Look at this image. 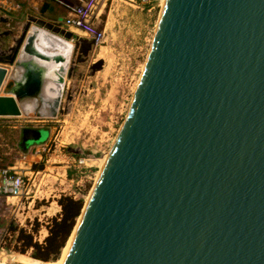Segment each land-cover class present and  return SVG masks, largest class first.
I'll return each instance as SVG.
<instances>
[{"label": "water", "instance_id": "95a60500", "mask_svg": "<svg viewBox=\"0 0 264 264\" xmlns=\"http://www.w3.org/2000/svg\"><path fill=\"white\" fill-rule=\"evenodd\" d=\"M41 27L73 39L72 64L94 47L32 16L0 31V87L15 72L0 117L40 90V68L20 58L48 59ZM39 135L23 128L20 145ZM77 217L63 264H264V0H164Z\"/></svg>", "mask_w": 264, "mask_h": 264}, {"label": "rangeland", "instance_id": "374dc122", "mask_svg": "<svg viewBox=\"0 0 264 264\" xmlns=\"http://www.w3.org/2000/svg\"><path fill=\"white\" fill-rule=\"evenodd\" d=\"M124 1L113 0L110 6L116 8L112 9L115 18L122 21L119 28L104 30L95 22L103 30V37L83 62L72 64L73 42L53 34L58 37L57 43L60 39L70 43L66 68L68 64L71 67L66 72L61 105L55 117H40L37 113L0 117V169L8 167L28 178L25 196L8 199L13 205L8 203L7 210H0V233L6 229L0 264H13L19 261V256L32 258L31 249L24 253L15 250L19 247L16 232L7 231L8 225L22 228L34 234L35 240L42 241L51 218L60 212L56 199L61 195L72 196L82 198L83 204L100 174L101 162L108 155L139 79L161 8V0H151L148 13L140 17L132 15V19L128 14L125 21V6L136 9ZM108 7L109 0H99L94 12L100 14L97 18ZM74 31L80 36L79 31ZM98 61L100 68L92 71V63ZM14 74V66H10L0 94H7ZM27 127L40 130V135L36 141L21 146V131ZM77 158H84L85 165L76 166L73 160ZM61 256L48 262L58 263Z\"/></svg>", "mask_w": 264, "mask_h": 264}, {"label": "bare ground", "instance_id": "6f19581e", "mask_svg": "<svg viewBox=\"0 0 264 264\" xmlns=\"http://www.w3.org/2000/svg\"><path fill=\"white\" fill-rule=\"evenodd\" d=\"M160 2L162 6L164 0H161ZM35 35V49L48 56V59H40L35 56L20 58V60H28L40 68L42 73V82L40 90L36 96L32 97L28 101H19L17 102V105L20 109V115L27 116L37 113L40 117H55L59 111L66 84V72L69 67L68 64L66 68V62L69 56L70 43L62 41L61 39L60 42L57 43L58 37L41 29H37L35 31ZM36 38H39V40ZM55 56L60 57V60H54L53 57ZM17 74H19V68H17ZM106 158L107 156L103 158L101 167H103ZM78 220L79 217H77L75 225L67 239V244H65L66 247L64 246L65 248L58 263H50L48 261H40L33 258L19 256V261L14 262L13 264H63Z\"/></svg>", "mask_w": 264, "mask_h": 264}, {"label": "crops", "instance_id": "0c3cea01", "mask_svg": "<svg viewBox=\"0 0 264 264\" xmlns=\"http://www.w3.org/2000/svg\"><path fill=\"white\" fill-rule=\"evenodd\" d=\"M80 1L81 0H0V18L8 19V22L6 24L0 23V29H3V30L10 29L15 33L16 30L18 29V25H20L26 19L27 16H32L34 18H38V19H41V20H44L50 23L58 22L67 15V13L70 11L73 5L79 3ZM112 1L113 0H109L108 9L103 10L102 12L103 16H101L100 18H97V16L100 14H97L96 16L97 21L95 20V22L103 26L104 30L112 28V27L119 28V24L122 23V21H119L117 20V18H115L117 16L116 12L115 13L112 12V9H116L114 7H112L111 9L110 6L112 4ZM124 2H126L127 4L134 7V9H136V10H130L125 6L124 9L126 10L125 12L126 14L123 16V19L125 21L128 19V14H130L129 17L132 19L134 18L135 15L140 17V15L146 14L149 11V7H148L149 3L140 4L138 3V1L137 3H135L132 0H125ZM100 10H101V6L99 7L98 13H101ZM120 17L122 18V16H119V18ZM31 26H34V25L31 24ZM59 27L72 32L71 30L66 29L64 27H61V26ZM41 29L43 28L41 27ZM74 32H72V34L76 35L77 33L76 32L74 33ZM52 34H55V33H52ZM55 35H58V34H55ZM78 37L88 40V38L85 37L81 33H80V36ZM69 41L72 43L73 39H70ZM6 42H9V41L7 40ZM9 67L10 66H7V73H8Z\"/></svg>", "mask_w": 264, "mask_h": 264}, {"label": "built area", "instance_id": "2783aa9c", "mask_svg": "<svg viewBox=\"0 0 264 264\" xmlns=\"http://www.w3.org/2000/svg\"><path fill=\"white\" fill-rule=\"evenodd\" d=\"M140 4H148L151 0H137ZM99 0H81L79 3L73 5L67 15L58 22H52V24L64 27L66 29L79 31L89 40H93L94 46H96L103 37V30H99L95 24L97 14L95 8ZM75 33V32H74ZM76 162V166L85 165L84 158H77L73 160ZM36 173V172H35ZM27 179L23 178L20 172H17L11 168L0 169V210L3 211L9 205H13L12 202H8L10 198H20L25 196ZM5 206V207H4ZM6 233V229L0 233V251L3 250V238ZM33 241L41 243L40 238L35 240L34 234L32 235Z\"/></svg>", "mask_w": 264, "mask_h": 264}, {"label": "trees", "instance_id": "16d2710c", "mask_svg": "<svg viewBox=\"0 0 264 264\" xmlns=\"http://www.w3.org/2000/svg\"><path fill=\"white\" fill-rule=\"evenodd\" d=\"M39 166H34L37 168ZM60 212L51 218L47 225V235L41 243L33 241L32 234L25 232L22 228L16 229L8 225L7 231L16 232L15 242L19 247L15 248L19 253L31 249L30 257L40 261L57 260L67 244V239L74 227V222L82 206V198L74 199L72 196L61 195L56 199Z\"/></svg>", "mask_w": 264, "mask_h": 264}, {"label": "flooded vegetation", "instance_id": "af4514ba", "mask_svg": "<svg viewBox=\"0 0 264 264\" xmlns=\"http://www.w3.org/2000/svg\"><path fill=\"white\" fill-rule=\"evenodd\" d=\"M3 29H0V31H2ZM5 38L3 36H0V46L2 47L3 45H1L2 41L4 40Z\"/></svg>", "mask_w": 264, "mask_h": 264}]
</instances>
